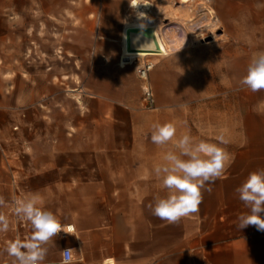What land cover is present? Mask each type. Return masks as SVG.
I'll return each instance as SVG.
<instances>
[{
	"label": "crops",
	"instance_id": "crops-1",
	"mask_svg": "<svg viewBox=\"0 0 264 264\" xmlns=\"http://www.w3.org/2000/svg\"><path fill=\"white\" fill-rule=\"evenodd\" d=\"M30 3L0 0V196L8 204L0 207V212L14 215V197L37 193L41 206L58 217L64 231L65 226H72L74 235L61 231L47 245L43 264H60L64 248L76 250V264H170L165 232L171 224L154 216L148 205L168 194L154 169L163 163L166 151L175 150L174 141L159 147L151 141V130L154 123L173 122L177 126L175 139L189 134L183 91L177 93L175 106L154 100L155 109L140 111L139 83L131 71H125L129 64L123 62L130 52L133 61L142 60L144 52L123 42L131 39L146 43V34L136 40L140 33L121 31V68L117 69L119 74L129 73L135 88L133 96H127L114 75L108 77L107 88L105 75L97 76L95 91L86 87L84 65L80 64L79 71L66 75L77 95L73 101L75 115L65 106L59 109L64 111L63 116L58 117L53 114L56 108L50 105L49 124L37 126L35 121L42 117L40 80L19 61L24 51L18 45L23 29L19 8ZM14 8L16 16L12 15ZM49 70L51 73L52 68ZM74 76L80 87L75 86ZM248 91L244 87L241 90L234 122L219 132H210L208 142L219 143L217 138L225 137L228 143L220 146L231 160L220 178L205 184L199 211L172 224L183 237L176 264H264V231L252 225L238 228V217L250 209L239 200L236 189L249 173L264 169V97L250 109ZM30 105L31 119L25 112ZM14 122L21 125L17 132L10 129ZM191 137L201 140L199 134ZM9 138L27 140L31 152L28 166L8 159L9 144L5 142ZM17 145L16 149L20 147ZM27 184L32 186L24 194ZM10 221L9 230L15 228L16 236L23 239L32 234L29 222L20 223L18 218L17 222ZM154 231L161 232L156 244L159 252L153 249ZM14 239L0 238V264H12L13 258L5 249Z\"/></svg>",
	"mask_w": 264,
	"mask_h": 264
},
{
	"label": "rangeland",
	"instance_id": "rangeland-1",
	"mask_svg": "<svg viewBox=\"0 0 264 264\" xmlns=\"http://www.w3.org/2000/svg\"><path fill=\"white\" fill-rule=\"evenodd\" d=\"M142 2L151 5L149 17L158 26L161 42L157 40L156 27H146L145 42L151 43L153 48L143 50L142 60L133 61L131 52L124 56L126 61L123 64H129L125 66V71H131L139 83L140 111L151 110L141 104V81L135 74V67L148 60L153 64L148 82L154 100L172 102L175 106L177 93L183 91L184 109L188 116L186 131L191 136L199 134L201 140L208 142L210 132H219L234 122L235 112L240 106L241 90L243 87L246 89L240 81L246 75L253 55L264 51V0ZM30 4L19 8L23 29L18 45L24 51L19 61L40 80L39 108L42 117L35 121L37 126L43 128L49 124L50 105L56 108L57 112L53 114L58 117L63 116L61 114L64 111L59 109L65 106L75 115L73 101L77 95L76 91H72L66 75L71 71H79L80 64L84 65L83 83L86 87L95 91L98 86L97 76L105 75L107 88L110 85L108 77L114 75L124 85L127 96H133L135 88L129 73L119 74L117 69L121 68L118 65L121 58L120 32L126 31L133 35L140 33L136 31V26L141 21L137 20L136 10L128 6L129 0H31ZM16 14L14 8L12 15ZM130 40L126 39L123 43ZM161 43L167 47V54L162 56ZM74 84L81 86L77 76H74ZM262 97L264 90H249L250 109ZM31 110L32 105L25 108L30 119ZM20 126L14 122L10 129L17 132ZM5 143L9 144L8 159L15 160V164L21 161V164L28 166L31 152L27 140L9 138ZM16 144L20 145L17 149L14 147ZM3 153L4 159L6 152ZM14 168L18 170L17 166ZM14 176L17 178L16 172ZM31 186L27 184L23 193ZM8 217L17 222L15 215L10 214ZM18 221L28 223L20 219ZM165 233L169 243L170 264H176L181 257L178 249L183 238L182 231L171 224ZM160 234V231H154V252L160 251V247L156 246L160 242ZM15 237V228L0 233V238Z\"/></svg>",
	"mask_w": 264,
	"mask_h": 264
},
{
	"label": "clouds",
	"instance_id": "clouds-1",
	"mask_svg": "<svg viewBox=\"0 0 264 264\" xmlns=\"http://www.w3.org/2000/svg\"><path fill=\"white\" fill-rule=\"evenodd\" d=\"M130 7L136 10L139 5H148L142 0H129ZM140 35H145L150 18L143 12L136 11ZM127 37H125L126 39ZM103 39V37H101ZM135 42V41H134ZM145 43L142 48L150 46ZM252 92L264 90V51L257 52L251 58L247 69L240 81ZM177 126L173 122L154 123L151 130V141L159 147L167 146L174 141L175 150L166 151L163 163L154 169L167 195L156 197L154 204L148 207L152 214L170 224L179 222L182 218L199 211L202 203L206 183L214 182L220 178L226 166L230 163V154L220 144L228 141L223 135L217 139L219 143L204 140L195 141L191 135L183 134L175 139ZM211 191V189H208ZM239 200L250 209L248 214L238 217V228L243 229L249 225L257 230L264 231V169L249 173L245 181L236 189ZM0 207H8L4 197L0 196ZM12 210L20 220L30 223L32 234L23 239L17 235L14 240L7 242L6 253L12 257V264H43L48 254L47 245L61 232H65L61 221L51 211L41 206V198L37 193L24 197H14ZM10 218L0 212V233H7L10 229ZM68 234L73 230L69 229ZM76 236V235H75ZM79 239L78 236H76ZM76 250L72 248L60 251V264H76Z\"/></svg>",
	"mask_w": 264,
	"mask_h": 264
},
{
	"label": "built area",
	"instance_id": "built-area-1",
	"mask_svg": "<svg viewBox=\"0 0 264 264\" xmlns=\"http://www.w3.org/2000/svg\"><path fill=\"white\" fill-rule=\"evenodd\" d=\"M152 67V62L148 60L142 61L135 67V74L137 78L141 81V104L145 109L148 110L154 109V95L151 86L148 82V74ZM69 229H72L71 225L65 226V232H68ZM65 249L68 248H64L63 250Z\"/></svg>",
	"mask_w": 264,
	"mask_h": 264
},
{
	"label": "bare ground",
	"instance_id": "bare-ground-1",
	"mask_svg": "<svg viewBox=\"0 0 264 264\" xmlns=\"http://www.w3.org/2000/svg\"><path fill=\"white\" fill-rule=\"evenodd\" d=\"M143 3L148 4V5H139L138 8L136 9V11L143 12V13H145L149 17V12H150V6L151 5L148 2H143ZM208 13H210V12L208 11ZM149 18H151V17H149ZM137 20L140 21L138 18H137ZM144 23H146L147 24V27H149V28L150 27H156V30H157V40L160 41L161 40V35L158 32V26H157V24L154 21H151V19H150V22L149 21H144ZM136 31L137 32H140V29H139L138 25L136 26ZM129 44L131 46H133V47H136V48H142L145 43H138V42H136V41L134 42L132 40V41H129ZM160 47H161V53H167V47H166L165 44L161 43ZM149 48H153V46L150 45L148 47H144V48H142V50L145 51L146 49H149Z\"/></svg>",
	"mask_w": 264,
	"mask_h": 264
}]
</instances>
